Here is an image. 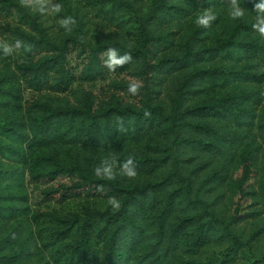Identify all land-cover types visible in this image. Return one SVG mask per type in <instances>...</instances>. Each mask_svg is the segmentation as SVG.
<instances>
[{"label":"trees","instance_id":"obj_1","mask_svg":"<svg viewBox=\"0 0 264 264\" xmlns=\"http://www.w3.org/2000/svg\"><path fill=\"white\" fill-rule=\"evenodd\" d=\"M87 1L105 41L0 0V264L264 260V0Z\"/></svg>","mask_w":264,"mask_h":264},{"label":"rangeland","instance_id":"obj_2","mask_svg":"<svg viewBox=\"0 0 264 264\" xmlns=\"http://www.w3.org/2000/svg\"><path fill=\"white\" fill-rule=\"evenodd\" d=\"M39 19L41 26L53 39L62 36L81 37L87 43L107 40L114 32L112 24L102 18L97 6H92L87 0H26ZM144 1V0H138ZM11 22V20H9ZM261 181L251 180L253 186ZM84 203L80 201L70 202L63 207L64 212H78ZM103 209L102 204H97ZM247 228V227H246ZM231 244L223 247L209 249V259L213 264H264L263 259L252 256L249 253L238 251L228 253ZM229 254V255H228ZM252 262V263H251Z\"/></svg>","mask_w":264,"mask_h":264}]
</instances>
